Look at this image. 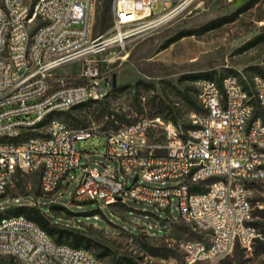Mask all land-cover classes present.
Wrapping results in <instances>:
<instances>
[{"label":"built area","instance_id":"1","mask_svg":"<svg viewBox=\"0 0 264 264\" xmlns=\"http://www.w3.org/2000/svg\"><path fill=\"white\" fill-rule=\"evenodd\" d=\"M191 1L111 0L110 27L94 34L95 0H0V197L16 173L38 172L40 194L58 193L51 203L76 180L71 200L110 206L129 198L166 211L167 226L175 200L178 218L198 235L178 242L183 264L213 263L250 245L253 184L264 180V76L195 79L201 112L185 131L168 122L162 154L149 144L150 118L100 131L112 171L90 166L75 147L94 129L70 128L59 116L105 99L113 89L105 54L150 26L151 15ZM74 63L79 83L53 81ZM0 210L1 254L21 264H103L85 247L55 242L24 214Z\"/></svg>","mask_w":264,"mask_h":264},{"label":"rangeland","instance_id":"2","mask_svg":"<svg viewBox=\"0 0 264 264\" xmlns=\"http://www.w3.org/2000/svg\"><path fill=\"white\" fill-rule=\"evenodd\" d=\"M110 2L95 0L94 34L110 27ZM160 11L158 6L156 12ZM182 34L186 35L180 37ZM105 56L102 72L115 77L111 93L59 116L70 128L94 129L91 137L77 141L75 147L90 166L112 171L113 163L105 156L106 138L100 131H117L139 117L150 118L154 122L148 141L155 153L162 154L158 146L165 143L168 122L185 131L191 114L201 112L195 79L204 78L203 74L216 81L229 74L240 78L264 76V0H192L163 22L129 37L123 46L111 48ZM77 73V64H70L57 70L53 81L61 77L65 84H77ZM39 181L38 172L16 173L0 197V206L8 212L19 206L46 209L51 226L77 230L85 237L83 246L100 256L103 264H124L126 260L159 264L166 257L183 264L178 242L198 238L191 226L178 218L175 200L170 212L173 220L164 226L166 211L129 198L110 206L71 200L76 180L70 183L63 200L51 203L58 193L40 195ZM253 187L254 240L249 246L236 244L216 262L198 264H264V180ZM61 241L70 243L71 238L65 236ZM0 260L21 264L1 253Z\"/></svg>","mask_w":264,"mask_h":264},{"label":"trees","instance_id":"3","mask_svg":"<svg viewBox=\"0 0 264 264\" xmlns=\"http://www.w3.org/2000/svg\"><path fill=\"white\" fill-rule=\"evenodd\" d=\"M184 35H186V34H182V35H180V37L184 36ZM201 76H204V78L208 77L206 74H203ZM191 77H196V76H191ZM81 105H84V104L74 106L73 108L81 106ZM65 113H67V112H65ZM62 114H64V113H62ZM62 114H59V115H62ZM67 116H69V115L67 114ZM191 127H193L192 124L189 125L188 129H190ZM46 211H47L46 209H44V208L41 209V208H38L36 206H30L28 208H25L23 206H19L13 211V213H16V214L22 213L27 218L36 222L51 237L55 236L54 241L57 243H64L61 240L63 237L67 236V237L71 238V242L66 243V244L74 246V247H80V246L84 247L83 245H85V243H84L85 237L83 235H81L77 230H68V229L63 228V227L54 228L53 226H51L50 218L48 217L47 214H45ZM252 224L255 226L256 222H252ZM99 255H101V254H99ZM98 257L100 258V256H98ZM0 264H9V262L0 260ZM124 264H132V263L130 260H126L124 262Z\"/></svg>","mask_w":264,"mask_h":264},{"label":"bare ground","instance_id":"4","mask_svg":"<svg viewBox=\"0 0 264 264\" xmlns=\"http://www.w3.org/2000/svg\"><path fill=\"white\" fill-rule=\"evenodd\" d=\"M169 16H170V13H166V14L158 15V16L155 17L150 23H152V24H156V23L163 22V21L166 20Z\"/></svg>","mask_w":264,"mask_h":264},{"label":"water","instance_id":"5","mask_svg":"<svg viewBox=\"0 0 264 264\" xmlns=\"http://www.w3.org/2000/svg\"><path fill=\"white\" fill-rule=\"evenodd\" d=\"M112 82H113V86L115 85V77L113 76L112 78ZM137 177H135L134 179L136 180ZM120 199V198H119Z\"/></svg>","mask_w":264,"mask_h":264}]
</instances>
